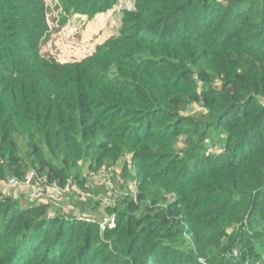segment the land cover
<instances>
[{"label": "trees", "instance_id": "trees-1", "mask_svg": "<svg viewBox=\"0 0 264 264\" xmlns=\"http://www.w3.org/2000/svg\"><path fill=\"white\" fill-rule=\"evenodd\" d=\"M53 1L65 20L116 0ZM47 9L0 0V181L70 180L91 192L72 208L116 222L0 198V264H264V0H134L72 62L40 52Z\"/></svg>", "mask_w": 264, "mask_h": 264}, {"label": "rangeland", "instance_id": "rangeland-1", "mask_svg": "<svg viewBox=\"0 0 264 264\" xmlns=\"http://www.w3.org/2000/svg\"><path fill=\"white\" fill-rule=\"evenodd\" d=\"M45 1L46 5H48L46 14L48 31L44 35L46 39L43 40L40 45V52L46 56H54L58 62L78 61L91 54L97 44L104 42L107 38L115 35L118 32L121 16L124 11L123 9H118L114 4L110 9L104 12H98L93 17L81 14H73L65 15V20H63L64 13L62 15L60 14L61 10L57 9L55 5L56 3L53 0ZM131 1L133 3L134 0ZM80 171L82 176L84 175L86 178L91 179L89 178L90 175L86 174V165L82 166ZM102 172V169H100L98 174L100 177ZM89 173H93V171H90ZM99 176L95 177L97 180L96 183H94L93 180L90 181L91 184L93 183L92 188L94 190L91 188L92 192H98L95 195L96 197L99 195L101 196L102 192L105 190L104 187L100 186L102 182L99 180ZM15 177L18 179V181L12 186L6 185V179L0 181V198L10 197L13 199H19L20 202H25L24 199H27L28 196H30V186L21 182L23 176ZM84 185L87 184L84 183ZM77 187L79 188V185H77ZM77 187L73 185L69 191L75 192ZM116 189H120L119 192H125L123 188H118L116 186ZM69 191L63 195L60 194L57 197L58 199H56L57 201L65 202L64 204L66 206V212H72L76 215L84 214L88 216V218H96L97 220H101L102 217L110 215L104 209L105 205L99 206L95 210L91 209L90 205L85 209H82V212L75 207L72 208L71 206H74V202L76 201L78 206V204L83 201V197L85 195H80L79 197L75 195V197L70 199L68 198Z\"/></svg>", "mask_w": 264, "mask_h": 264}, {"label": "built area", "instance_id": "built-area-1", "mask_svg": "<svg viewBox=\"0 0 264 264\" xmlns=\"http://www.w3.org/2000/svg\"><path fill=\"white\" fill-rule=\"evenodd\" d=\"M115 6L118 9H123V10H131L133 7V3L131 0H116L115 1ZM112 168L108 169L105 172H102L100 175L101 177L97 174L95 175L96 177L99 176V178L102 181H105L110 190L111 194L116 193V190L114 189V184L110 180V175L112 174ZM92 174V173H91ZM18 179L16 177H9L5 183L8 186L15 185L17 183ZM24 184L30 186V196H28V199L32 202H43V203H49L50 205H56L59 208L58 209H49L48 210V217H54L56 215H66L67 212L65 204L61 202L60 204H57V197L61 194L67 193L71 186H70V180H68L64 186L58 185L57 183H48L46 178L44 176H39L35 170L33 169H28L23 176L22 181ZM113 189V190H112ZM51 193V196H50ZM84 195H89V193H84ZM57 201V202H56ZM101 202L104 204H109L110 200L108 199H101ZM62 205V206H61ZM90 221H94L89 219ZM100 228H104L105 226H113L116 222V217L114 214L102 217L101 220H97Z\"/></svg>", "mask_w": 264, "mask_h": 264}]
</instances>
